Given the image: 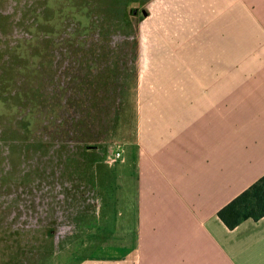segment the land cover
Instances as JSON below:
<instances>
[{
	"label": "rangeland",
	"instance_id": "rangeland-1",
	"mask_svg": "<svg viewBox=\"0 0 264 264\" xmlns=\"http://www.w3.org/2000/svg\"><path fill=\"white\" fill-rule=\"evenodd\" d=\"M149 1L145 19L130 4L138 15L110 23L101 13V23L93 6L86 20L64 0H0V264H76L119 242L112 200L132 192L137 146L151 159L148 135L164 131V59L154 58L152 30L164 0ZM42 33L54 42L45 47ZM36 94L45 103L34 136L55 129L51 151L25 152L14 165L6 132L26 105L35 109L24 100Z\"/></svg>",
	"mask_w": 264,
	"mask_h": 264
},
{
	"label": "crops",
	"instance_id": "crops-1",
	"mask_svg": "<svg viewBox=\"0 0 264 264\" xmlns=\"http://www.w3.org/2000/svg\"><path fill=\"white\" fill-rule=\"evenodd\" d=\"M160 9L164 131L148 135L151 159L135 144L136 183L112 200L119 242L76 264H264V216L233 229L217 216L264 174V0Z\"/></svg>",
	"mask_w": 264,
	"mask_h": 264
},
{
	"label": "trees",
	"instance_id": "trees-1",
	"mask_svg": "<svg viewBox=\"0 0 264 264\" xmlns=\"http://www.w3.org/2000/svg\"><path fill=\"white\" fill-rule=\"evenodd\" d=\"M68 4L65 3V9L67 10H74L76 9L77 12L73 13L74 18L77 19L78 16L81 18L89 19L91 17V8L92 6L99 10L98 12V20L102 23L103 21L100 19L102 18L101 13L106 16L105 22L112 23L114 20L118 21L124 18L126 15H138V10L136 7H132L128 9V5L136 4L141 7L139 17L142 19L148 15L147 11L142 8L149 0H64ZM53 0H46V4L50 6ZM105 6V7H104ZM102 7V9H101ZM101 15V16H100ZM79 29L88 28V25L82 23V20L78 21ZM99 23V22H98ZM94 28L97 27V24H92ZM77 28V27H76ZM42 36L39 37L40 42H45V47L51 41L54 42V36L51 33H42ZM44 35H49L50 37L44 38ZM53 36V37H52ZM39 47V46H38ZM44 47V48H45ZM40 48V47H39ZM41 57V56H40ZM45 57V56H43ZM46 58V57H45ZM67 83V82H66ZM68 84V83H67ZM67 86V85H66ZM70 89V88H68ZM63 91V87H62ZM35 93L38 94V88L36 89ZM36 94L35 99L31 100L30 97L28 101L24 100V103H34L35 109L33 110L30 105H26L24 113L20 114L17 118V129H8L7 138L4 140L6 144V148L10 151V159L12 163L15 165L16 161L19 159L21 155H25V152H34L39 154L43 157L48 156V153L51 151L49 138L54 136L55 129L46 132L48 139L41 141V139L37 136H34L37 132L38 135L41 134L39 129L37 128L39 123V117L41 116L40 113H37V106H40L45 103V100L39 99L38 95ZM65 92H62L61 95H64ZM43 98V96H41ZM51 99L52 102L49 103L52 108L50 113L45 117L48 118V123H52V120H56V112L54 110L56 103H55V96ZM22 100H20L19 109H22ZM36 110V113H35ZM22 111V110H21ZM38 114V115H37ZM43 117V118H45ZM34 124L36 125V129H33ZM11 128V127H10ZM39 131V132H38ZM43 132V130H42ZM71 132V131H70ZM14 134V135H12ZM16 134L19 137H16ZM33 135V136H32ZM33 138H38V142H35ZM42 142V143H40ZM72 155L67 158L66 162L70 160ZM69 165H66V168H69ZM218 218L224 223V225L228 229L235 228L238 224L242 221L247 219H252L253 221H257L264 216V174L255 180L252 184H250L247 188L241 191L238 195H236L233 199H231L227 204H225L222 208L219 209L217 212ZM10 264V263H9Z\"/></svg>",
	"mask_w": 264,
	"mask_h": 264
},
{
	"label": "built area",
	"instance_id": "built-area-1",
	"mask_svg": "<svg viewBox=\"0 0 264 264\" xmlns=\"http://www.w3.org/2000/svg\"><path fill=\"white\" fill-rule=\"evenodd\" d=\"M115 158L119 157V153L116 152L115 155H114Z\"/></svg>",
	"mask_w": 264,
	"mask_h": 264
}]
</instances>
